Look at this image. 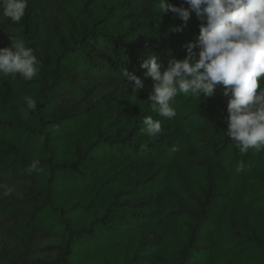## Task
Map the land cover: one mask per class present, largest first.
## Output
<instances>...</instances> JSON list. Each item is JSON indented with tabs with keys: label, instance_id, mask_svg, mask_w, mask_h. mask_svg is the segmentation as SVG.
<instances>
[{
	"label": "trees",
	"instance_id": "16d2710c",
	"mask_svg": "<svg viewBox=\"0 0 264 264\" xmlns=\"http://www.w3.org/2000/svg\"><path fill=\"white\" fill-rule=\"evenodd\" d=\"M157 4L29 0L19 23L0 9V48L19 37L40 61L31 81L0 76V264H264V221L247 211L264 214V150L227 137L221 86L178 93L174 118L151 111L142 62L185 58L201 23L193 11L174 31L185 22Z\"/></svg>",
	"mask_w": 264,
	"mask_h": 264
},
{
	"label": "clouds",
	"instance_id": "9594fccd",
	"mask_svg": "<svg viewBox=\"0 0 264 264\" xmlns=\"http://www.w3.org/2000/svg\"><path fill=\"white\" fill-rule=\"evenodd\" d=\"M176 6L170 0H158L161 16L178 14L183 32L194 11L200 23V35L189 43L183 59L170 58L165 64L158 55H150L141 67L153 81L148 101L151 111L164 118L177 115L174 107L178 93L207 99L221 86L228 98L226 135L241 152L264 150V0H184ZM29 0H0L2 14L12 23L23 20ZM11 44L0 48V76L25 81L38 76L40 61L34 49L19 37L10 36ZM198 50V51H197ZM123 76L134 94L145 87L143 79L124 69ZM26 110L35 111L37 101L25 98ZM144 132L151 138L163 135L160 120L144 116ZM40 160L33 159L29 172L39 170ZM13 189L4 190L11 195Z\"/></svg>",
	"mask_w": 264,
	"mask_h": 264
},
{
	"label": "rangeland",
	"instance_id": "374dc122",
	"mask_svg": "<svg viewBox=\"0 0 264 264\" xmlns=\"http://www.w3.org/2000/svg\"><path fill=\"white\" fill-rule=\"evenodd\" d=\"M252 216H254L255 218H258L262 221H264V214L258 212V211H255V210H247Z\"/></svg>",
	"mask_w": 264,
	"mask_h": 264
}]
</instances>
